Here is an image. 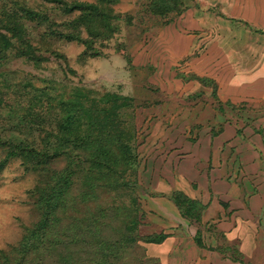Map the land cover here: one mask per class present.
I'll list each match as a JSON object with an SVG mask.
<instances>
[{"label": "rangeland", "instance_id": "1", "mask_svg": "<svg viewBox=\"0 0 264 264\" xmlns=\"http://www.w3.org/2000/svg\"><path fill=\"white\" fill-rule=\"evenodd\" d=\"M151 1L114 0L112 8L120 15L119 20L112 21L117 30L111 40H98L94 43V48L100 51V55L94 58L78 60L84 47L76 41L54 42L46 37L41 45L57 50L64 55L66 61L50 57L48 62L33 65L13 58V50L7 54V58L0 59V130L12 127L25 133L23 137L31 134L35 137L36 148L41 147L43 133L50 129L51 121L54 126L53 118L57 119L55 116L58 114L57 100L69 97L74 88L89 90L92 97L107 93L131 100L132 108L126 109L122 117L126 120L125 126L132 138L124 140L136 155L137 167L133 174L129 173V177H125V181H133V185L122 190L121 193L124 194L116 200L128 205L130 198L135 199V207L141 216L138 221L139 236L167 232L172 229L173 224L184 222L178 217L170 195L158 192L161 182L157 181V177H160V181L163 180L169 170V166L162 164L159 159H163L170 148H174L172 145L186 127H200L210 122L216 112H221L217 102L211 97L208 86L195 84L191 88L185 82L164 77V71L159 74L149 60L144 66L138 65L137 53L143 52V48L150 43L151 34L157 33L165 23L176 18L174 15L159 17L150 14L148 8ZM6 2H0V11L7 7L11 9L16 3H20L44 14L52 23L51 28L58 31H63V24L77 16V13L65 15L54 0ZM186 2L190 5L194 0ZM26 26L32 37V45H38L39 36H48V30L43 26L31 23H26ZM81 36L86 38L85 32ZM69 70L74 73L71 74ZM222 109L226 117L234 120L233 111L229 114L227 109ZM257 110L264 112V107ZM6 112H11L12 120ZM248 112L252 115V112ZM4 157L5 152L0 149V160ZM65 165L66 162L61 159L50 169L58 171ZM46 180L44 171L27 168L20 158L10 160L0 172V250L18 244L26 229L32 228L39 221L40 213L36 205L40 201L35 189ZM78 181L67 196L70 199L66 209H70L66 210L67 220L64 225H67V233H72L80 243L81 240H87L88 234L93 231L88 220H94L98 215V207L107 208V204L115 197L113 193H102L104 188L107 191V187H104L96 195L101 196V204L99 201L93 202L92 188ZM70 218L73 224L69 227ZM218 219L208 220L203 217L200 224L191 226L201 231L207 255L211 253L209 249H218L223 252L219 255L229 257L233 253L225 249L231 247L237 253L239 240L229 242L215 227ZM105 221L107 222V217ZM104 235L107 238V231ZM254 235L257 242L254 256L250 261L245 260L241 254L243 264H264V229L255 230ZM142 247L145 248L143 254L142 249H136V253H141L138 255L139 261L128 264H161L149 256V252L152 255L153 248L149 249V245L143 244Z\"/></svg>", "mask_w": 264, "mask_h": 264}, {"label": "trees", "instance_id": "2", "mask_svg": "<svg viewBox=\"0 0 264 264\" xmlns=\"http://www.w3.org/2000/svg\"><path fill=\"white\" fill-rule=\"evenodd\" d=\"M0 2L7 3L6 0ZM54 2L65 15L77 13L73 20L63 24V31L52 29V23L44 14L20 3H16L11 9L7 7L0 11L1 60L7 58V54L12 50L15 52L13 58L33 65L48 62L50 57L65 60L64 55L57 50L41 45L46 37L54 42L76 41L82 44L84 48L78 56L81 61L100 55V51L94 48V43L98 40H111L117 30L112 21L119 20L120 15L112 8L114 0ZM189 6L186 0H152L148 12L159 17L174 15L177 18ZM174 19L169 20L163 27ZM26 23L45 27L48 36H39L38 45H32V37ZM82 32H85L86 38L81 36ZM69 72L74 73L71 70ZM200 83L206 84L205 81ZM211 97L216 101L214 91L211 92ZM57 102V119L53 118L54 126L51 121L50 129L43 133L40 148H36L35 137L31 134L23 137L25 133H20L21 131L12 127L0 130V149L5 152V157L0 160V172L10 160L20 158L27 168L32 167L34 171L40 169L47 177V180L39 183L35 189L40 201V204L36 205L40 213L39 221L32 228L26 229L18 244L0 250V264L136 263L139 261L138 255L145 251L142 244H161L170 234L160 232L139 236L137 231L141 216L135 207V199L130 198L128 205L116 200L124 194L121 193L122 190L133 185L134 182L125 181V177H129V173L133 174L137 167L136 155L124 140L132 138L128 127L125 126L126 120L122 117L126 109L132 108L131 100L107 93L92 97L89 90L76 87L69 97ZM217 104L218 110L223 112L222 105ZM7 114L12 120L11 112H6ZM240 134L241 130L238 129L237 135ZM61 159L66 162L61 170L50 169ZM49 171H52L51 175ZM77 180L92 188L93 202L99 201L101 204V196L96 195L104 187H107V191L104 188L102 193H113L115 197L107 204V208L98 207V215L94 220H88L93 231L88 234L87 240H81L80 243L72 233H67V225H64L67 220L66 210L70 209H66L70 199L67 196ZM170 201L179 218L187 225L201 223L205 205L188 198L180 191L171 192ZM106 217L107 222H104ZM72 224L70 218L68 226ZM106 231L107 238L104 235ZM194 242L201 248L205 247L199 229L195 232ZM139 248L142 252L136 253ZM209 250L221 255L223 253L218 249ZM225 251H232L233 255L229 258L233 262L243 264L239 250L234 253L233 249L228 247Z\"/></svg>", "mask_w": 264, "mask_h": 264}, {"label": "crops", "instance_id": "3", "mask_svg": "<svg viewBox=\"0 0 264 264\" xmlns=\"http://www.w3.org/2000/svg\"><path fill=\"white\" fill-rule=\"evenodd\" d=\"M137 56L139 66L151 61L164 77L208 86L234 112V120L216 112L210 122L184 129L159 159L169 170L157 177L158 192L180 191L205 205L201 220L219 218L211 221L216 229L229 242L239 240L243 258L252 261L254 231L264 229V112L257 110L264 107V0H194ZM171 228L163 243L149 245L161 264H240L207 255L194 242L197 227Z\"/></svg>", "mask_w": 264, "mask_h": 264}]
</instances>
